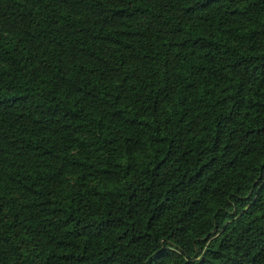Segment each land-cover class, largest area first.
Returning a JSON list of instances; mask_svg holds the SVG:
<instances>
[{"label":"trees","instance_id":"1","mask_svg":"<svg viewBox=\"0 0 264 264\" xmlns=\"http://www.w3.org/2000/svg\"><path fill=\"white\" fill-rule=\"evenodd\" d=\"M0 264H264V0H0Z\"/></svg>","mask_w":264,"mask_h":264}]
</instances>
